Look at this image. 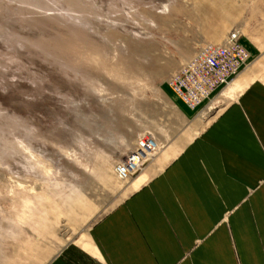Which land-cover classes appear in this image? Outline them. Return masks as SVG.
<instances>
[{"label": "rangeland", "instance_id": "374dc122", "mask_svg": "<svg viewBox=\"0 0 264 264\" xmlns=\"http://www.w3.org/2000/svg\"><path fill=\"white\" fill-rule=\"evenodd\" d=\"M235 29L264 52V0H0V264H43L118 205L138 174L116 167L185 125L172 79Z\"/></svg>", "mask_w": 264, "mask_h": 264}, {"label": "crops", "instance_id": "0c3cea01", "mask_svg": "<svg viewBox=\"0 0 264 264\" xmlns=\"http://www.w3.org/2000/svg\"><path fill=\"white\" fill-rule=\"evenodd\" d=\"M243 43L231 100L212 118L180 101L184 127L126 197L43 264H264V52Z\"/></svg>", "mask_w": 264, "mask_h": 264}, {"label": "built area", "instance_id": "2783aa9c", "mask_svg": "<svg viewBox=\"0 0 264 264\" xmlns=\"http://www.w3.org/2000/svg\"><path fill=\"white\" fill-rule=\"evenodd\" d=\"M251 62L252 55L243 45V35L235 29L222 45H206L187 62L172 79L173 92L189 108L198 110L205 102L220 94ZM132 171L130 159L115 169L122 181L131 180L135 172Z\"/></svg>", "mask_w": 264, "mask_h": 264}, {"label": "bare ground", "instance_id": "6f19581e", "mask_svg": "<svg viewBox=\"0 0 264 264\" xmlns=\"http://www.w3.org/2000/svg\"><path fill=\"white\" fill-rule=\"evenodd\" d=\"M239 30H240V29H239ZM202 47H203V46H202ZM237 79H238V77L235 78V80H234L232 83H234ZM232 83H231V84H232ZM231 84H229L228 86H226V87L224 88V90L222 91V93H221V95H220L219 97H221V96L223 95V93L225 92V90L228 89V88L230 87ZM219 99H220V98H219ZM201 108H202V107H201ZM210 108H211V107H209V109H210ZM158 152H159V146L156 144V142L152 141L151 143L147 144V146H146V153H147L148 156H146V158L152 159L153 157H155V156L157 155ZM151 157H152V158H151ZM130 160H132L133 171H135V172H134V175H136V174H138L139 171L142 170V168H144V165H143V163L141 162L140 159H134V158H131ZM136 167H137V168H136ZM135 168H136V169H135ZM134 169H135V170H134ZM133 171H132V172H133Z\"/></svg>", "mask_w": 264, "mask_h": 264}]
</instances>
